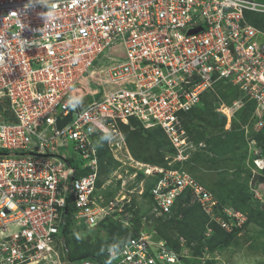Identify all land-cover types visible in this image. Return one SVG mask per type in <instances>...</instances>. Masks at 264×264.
Masks as SVG:
<instances>
[{
    "label": "built area",
    "instance_id": "obj_1",
    "mask_svg": "<svg viewBox=\"0 0 264 264\" xmlns=\"http://www.w3.org/2000/svg\"><path fill=\"white\" fill-rule=\"evenodd\" d=\"M261 16L262 0H0V264H101L66 258L60 231L69 205L89 226L116 214L118 200L100 208L99 148L102 135L121 134L119 144L120 123L160 127L175 151L165 160L184 161L197 151L187 115L223 83L243 93L231 110L255 106L264 126ZM95 75L102 82L92 87ZM170 176L180 177L176 187L154 190L158 216L194 184L170 168L159 185ZM169 249L142 234L110 261L173 263Z\"/></svg>",
    "mask_w": 264,
    "mask_h": 264
},
{
    "label": "rangeland",
    "instance_id": "obj_2",
    "mask_svg": "<svg viewBox=\"0 0 264 264\" xmlns=\"http://www.w3.org/2000/svg\"><path fill=\"white\" fill-rule=\"evenodd\" d=\"M261 17L264 19V16ZM255 19H257V17ZM254 23L259 29H261L259 24L264 26L263 23H257L255 20ZM118 47L123 46L119 44ZM109 55L112 57L120 56L119 49H113ZM121 56H125V53H121ZM109 62L110 60L108 59H102L97 63L99 66H102ZM91 82H94L90 83L93 87L94 84H100L102 80H97V75H95ZM219 88L221 87H218V92L219 90L226 89V87H223V89ZM221 92L223 91H220V93ZM220 93L218 94L220 95ZM242 95L243 93L241 91V96ZM237 96V91L226 97L220 95L221 99H217L214 95H211L208 97V102L213 109L205 110L204 114L198 115L197 113L192 116L191 128L194 129L193 132L196 133L197 137L203 136V139L200 138L199 141H204L206 143L207 148H205V150L207 149V152L202 156L198 155V159L196 160L197 163H195L196 165L190 166L192 169L191 172H193L197 179L201 180L209 190H213L215 194H218L229 208H236L240 205H251L254 201L259 203L257 206H260V202L257 199L264 196V188L251 182V176L253 172L259 173L257 175L264 173V170H259L257 172V169H259V167L262 168V166L255 165L257 159H264V131L263 133L261 132L257 134L258 132L252 128L253 122L251 118L247 120L250 112H241V115L237 112L234 116L231 115L232 117H227L223 112H220V109L224 104L230 106V99ZM132 122L133 120L130 121V126L123 127L122 125L124 124L120 123L119 131L122 133L123 139L118 145H116L115 142L120 139L121 134L117 135L113 140H111L109 136L102 138L108 147L103 148L102 152L104 155L100 161L101 184L99 186V193L106 195V199L113 197L116 194L121 195L124 199L125 196L128 195V197L126 196L127 200H123L122 198V200H120L122 201L121 203L125 205L131 200L130 203L127 204L123 215L120 216L117 213L116 217L114 216L111 218L113 220L115 219L114 221L118 223H123L121 224L123 229H129L130 232L135 233L136 228H138L140 231H147L149 235H154V237L157 238V230L161 228L162 231H164V234L166 232L171 236V234L173 235L172 230L170 231L166 225L162 226V222L158 220L160 217L153 213V209L151 210L148 208L151 201L149 198V190L154 188L152 186L154 179H156V175L154 176L151 173L156 172L153 171L154 169H150V174L140 171V169H143L144 167L146 168L143 164L161 166L160 159H162V156L160 152L158 155V150L162 144H165L163 143L164 137L159 131H146L144 129L142 131L139 128H135V126L132 125ZM136 133L139 134L136 135ZM128 138H137L139 140L138 144L142 147L139 146L140 148L137 147L135 150L136 154L141 157L140 159L134 157L129 148ZM109 140L111 141V145ZM159 143H161V145ZM163 150L170 153L167 149ZM168 153H164L163 156ZM137 160H139V162ZM140 162L143 164L139 166L138 163ZM245 184L247 186L249 185V188L251 187L250 190H248V187L245 186ZM240 187L241 190L239 189ZM123 194L126 195L123 196ZM260 200V211L264 212V198L263 202L262 199ZM123 201H126V203ZM213 204L219 206V199L217 198ZM130 206L132 207V210H130ZM214 208V206L209 208L210 211H208L210 216L206 211V214L209 217H211ZM236 214L237 213H234L233 211L230 213L231 217H229V222H236V220L233 219V215L236 216ZM241 219L245 220L243 216ZM127 220L130 223V226L126 225ZM75 222L82 228V230L87 231L85 232L86 235H84L78 227L75 230V236L82 244L88 242L91 245L95 244V246L97 244L103 245L109 239H114V237H116L114 232H112V234L109 233L110 226L107 225L108 223L106 226H102V223H100L95 229L91 228L87 223H84V221ZM242 225H237V228L241 229ZM98 231L100 234H98ZM231 231L232 228H230V231L228 232ZM164 234L162 236H164ZM204 234L206 235L204 238L202 237V239H200L197 237L199 235H197L192 242L186 241V239H184V241L180 239L181 251H185L186 256L190 257V260L185 259L186 263L264 264L263 220L260 224H251L247 229L239 232L237 239L231 243L232 246L225 248L222 251L217 248L219 246L217 240L211 243L209 242L210 237H213L212 232L209 233L206 231ZM90 235L93 237L92 240L89 241L86 236ZM81 247H83V245H81ZM179 255L180 257H183L182 253ZM195 257H197V260ZM42 264L47 263L45 262ZM49 264L52 263L50 262ZM53 264L57 263L53 262Z\"/></svg>",
    "mask_w": 264,
    "mask_h": 264
},
{
    "label": "trees",
    "instance_id": "obj_3",
    "mask_svg": "<svg viewBox=\"0 0 264 264\" xmlns=\"http://www.w3.org/2000/svg\"><path fill=\"white\" fill-rule=\"evenodd\" d=\"M255 22H257V23L259 22V23L264 24V19H262V17H257V19H255ZM259 27H263V26L261 24H259ZM217 87H221L222 89H223V87H226L225 90H219V92H218V93H220V91H223L220 93V95H223L224 97H226L229 94H234V92L237 91L238 96L233 98V99H230L231 100L229 103L230 106L232 105V101L237 100L241 97V91L238 88H236L230 84L225 85L223 83H220ZM221 88H219V89H221ZM211 95H214V94L206 93V95L202 99V106L198 109L192 110L187 115L186 125H187L189 131H191L189 136L193 139L195 147L199 146V143H200L199 139L202 138L203 136L197 137L196 133L193 132L194 129L191 128V119H192V116L197 114V113H198V115H201V114H204L205 110H208V109L211 110V108L213 109V107H211V104H209V102H208V97H210ZM220 95H218V96L214 95V96L217 99H221ZM253 108H255V106H253ZM253 108L247 107L244 109V111H239V112L237 111L239 113V115H241V112H250L247 120H249L251 118V120L253 122L252 128H254V124L256 123V120H253V113L255 110ZM201 110H204V111H201ZM237 112L233 111L234 115L237 114ZM132 125L135 126V128L141 129L142 131H143V129L146 131H159L162 134V136L164 137L163 143H165V144L164 145L162 144L163 145L162 146L161 143H159L161 146H160L159 150L157 149L158 155L160 152V154L162 156V159H160V165L161 166H157V167H162L165 169L174 168V169H180L182 171H186L189 174H191L203 187H205L208 191H211L207 188V186L201 180L197 179L196 175L193 172H191L192 169L190 167V166L196 165L195 163H197L196 160L198 159V155L202 156L203 154H205L207 152V149L203 151L204 153L202 152V153L196 154V152H192L188 159L184 160L183 162L175 161L173 164H171V166H169V163L174 160V157L169 158L165 161V159H164L165 156H163V155H164V153H168V152H166V150L164 151L163 149L169 150V152L171 154H173L175 151L173 150L172 145L170 144L168 139L163 134L162 130L160 128L145 129L141 123H137L136 121H133ZM123 126H128V125H122V127ZM263 131H264V126L262 127V129H260L259 131H256V132H258L257 134H259L261 132L263 133ZM138 134L139 133H136V135H138ZM104 137H107V136L102 135V138H104ZM204 137H205V135H204ZM138 142H139V140L137 138H128V144H129L130 150L132 151L135 158L137 157L140 159L141 157H139L138 154H136V150H135L137 147L138 148L142 147L141 145L138 144ZM105 147H108V146H107L106 142L102 139L101 144H100V148H99L100 161L104 155L102 151H103V148H105ZM162 152H164V153H162ZM137 161H139V160H137ZM146 161H147V158H146ZM151 161H153V160H151ZM100 165H101V163H100ZM100 169H101V167H100ZM262 169H264V168H262ZM157 175H159L161 177L160 174H157ZM259 176H257V177L264 179V175H261L260 177ZM257 177L254 178V180H252V182H254V184L256 181H258L260 183V180H258ZM155 178L156 179H154L152 187H154V186L156 187V185L159 182V178L157 179L156 176H155ZM100 184L101 183L99 181L98 186H100ZM245 186H247V185L245 184ZM247 187H248V190H250L249 185ZM153 189L149 190V198L151 201H150V206H148V208H150L151 210L154 209L155 205H156V203L154 201V197L152 195ZM239 189L241 190V187ZM211 192L214 194V198L215 199L218 198L220 201L219 206L215 207L214 213L216 215H218L222 220L229 221L228 216L223 212L227 208H228V210L240 212L244 215L245 220H244V223H243L241 229L233 226L232 231L227 232L225 229H223L220 226L219 222L211 219L203 211L201 205L196 201V199H194L192 197L191 192L189 190H187L176 199V202H175V205L172 209L171 214L166 215V216H160V218H158V220L162 222V226L166 225L170 231L172 230L173 235L171 234V236H170L166 232L164 234V231H162V229L160 228L159 230H157L158 237L156 238V240L162 239V238L166 239L168 241V244L171 246V248L177 252V251H181V240H180L181 238L186 239V241L192 242L197 235H199L197 237L200 239H202V237L204 238L206 236L204 233L207 231L209 233L212 232V234H213V237L212 238L210 237L209 242L211 243V242L217 240V244H219V246L217 248H218V250L222 251L225 248H229L232 246L231 243L235 239H237L239 232H242L243 230L247 229L248 226H250L251 224H254V223L260 224L262 220L264 221V212L260 211V206H261V200L260 199H258V201L260 202V206L259 205L257 206V204H259V203L257 201H254V202H252L251 205H249V204L245 205V206L240 205L236 208H232V207L229 208V206L228 207L226 206V203L224 201H222V199L219 197L218 194H215L213 190ZM102 196L105 199V201H108L111 199L113 200L118 195L116 194L113 197H109L110 199L109 198L106 199V195H104V194H102ZM125 200H127V199H125ZM130 201H129V203H130ZM123 202L126 203V201H123ZM129 203H126V205L122 203L124 205L125 210H126L127 204H129ZM219 207H220V209H219ZM69 210H70L69 214L65 217L66 222H65V225L63 226V229L61 232V239H63L65 241L64 244H65L66 258H68L69 260H71L73 262L84 260V259H90L92 261L99 262L101 264H111L110 251L112 249L120 250L123 248V246L126 243H128L131 239L139 236L141 233L148 234L147 231L146 232L140 231L138 228H136L135 233L134 232L132 233L129 231V229H123V227L121 226V224H123V223H121V222L118 223V222L114 221L115 219L113 220L111 218H107V219H104L103 221H101L102 226H106V224L108 223L107 225L110 226L109 233L112 234V232H114L116 237H114V239H109L103 245L97 244L95 246V244L91 245L88 242H84L82 244L77 239V237L75 236V230L78 227L80 229L81 233H84V235H86L85 232H87V231L82 230V228L79 227V225L73 220L72 212L74 211V207L72 205L69 206ZM130 210H132V207ZM180 214L183 215L182 218H179ZM171 218H173L174 220ZM170 219H171V222H170ZM173 226H174V228H173ZM98 234H100L99 231H98ZM126 234H128V235H126ZM163 234H164V236H162ZM86 237L90 241V240H92L93 236L90 235V236H86ZM80 244L83 245V247H81ZM71 248H72V251H71Z\"/></svg>",
    "mask_w": 264,
    "mask_h": 264
},
{
    "label": "bare ground",
    "instance_id": "obj_4",
    "mask_svg": "<svg viewBox=\"0 0 264 264\" xmlns=\"http://www.w3.org/2000/svg\"><path fill=\"white\" fill-rule=\"evenodd\" d=\"M235 101V100H234ZM234 101H232V104H233V102ZM202 106V101H201V103H199L194 109H198V108H200ZM232 106V105H231ZM231 106H227L226 104H224L223 106H222V109L224 108V107H228V109H225V110H223L224 112V114L225 115H227V117H230L231 115L232 116H234V113H233V110H231ZM193 109V110H194ZM219 110V109H218ZM255 111V110H254ZM231 116V117H232ZM253 116H254V113H253ZM256 120V123L254 124V129L256 130V131H259L260 129H262V127H259L258 125H257V121L259 120V118H256L255 119ZM145 129H150V128H146L144 125H142ZM155 128H160V127H155ZM161 129V128H160ZM189 139H190V143H192L193 145H195L194 144V141H193V139L189 136ZM171 144V143H170ZM200 144V143H199ZM118 150H121V149H118ZM192 152H195V151H186L185 152V154L186 155H188L186 158L188 159L189 157H190V155H191V153ZM130 160H131V158H130ZM182 160V159H181ZM181 160H176V159H174L172 162H170L169 163V166H171V164H173L175 161H177V162H183V161H181ZM263 163L264 162H260L259 164H257V165H259V166H262V168H264L263 167ZM139 164V166L140 165H142V164H140V163H138ZM154 172H156V174H160L161 175V178H164L165 176H166V174L167 175H169V173H170V169H165V168H162V167H157L155 170H154ZM184 172H186V171H184ZM187 174H189L188 172H186ZM190 175V178L192 179V181L194 182V184H186L181 190H180V194H179V192H176V193H174L173 194V198H175V200L180 196V195H182L185 191H187V190H189L190 192H191V194H192V197L194 198V199H196V201L201 205V207H202V209H203V211L206 213V211L208 212V215L210 216V213H209V211H210V209H209V206H210V203H208L207 201H205L204 200V195L208 192V190L205 188V187H203L191 174H189ZM179 176H170L169 178H165L163 181L165 182V186L163 187V186H160L159 185V182H160V180H159V182H158V184L156 185V187L152 190V195H153V197H154V190L156 189V188H158L159 190H167V192H169V190L170 189H172V188H174V187H176L177 185H178V183H179ZM189 181V180H188ZM123 196H125V194H123ZM177 196V197H176ZM122 198V196L121 195H118L117 197H115L113 200H108V201H105L104 200V204L103 205H105L106 207H101L100 206V208H102L103 210H107V208L110 206V202H112V201H115V200H118V202H116V206L114 207V209H115V212L116 213H118V214H123L124 213V211H125V208H124V205L121 203L122 201H120V200H122L121 199ZM125 199H127V197L125 196V198L123 199V200H125ZM130 199V198H129ZM102 200H103V196H102ZM109 205V206H108ZM70 206V205H69ZM69 206H68V208L66 209V210H64V214H65V217L69 214ZM155 208H156V205H155ZM121 209H123L121 212H120V210ZM215 209V208H214ZM214 209H213V211H212V214H211V219H213L214 221H217V222H219L220 223V226L223 228V229H225L226 231L228 230V231H230V228H233V226H235V227H237V225H242L243 223H244V220H242L241 218H242V216L244 217V215L242 214V213H240V212H235V211H233L234 213H237L236 214V216L235 215H233L234 217H233V219L234 220H236V222L235 221H233V222H229V221H225V220H222L218 215H216L215 213H214ZM68 210V212L66 213V211ZM209 210V211H208ZM218 211V210H217ZM227 216H228V218L229 217H231V215H230V213H232V211L231 210H228V209H225L224 211H223ZM230 219V218H229ZM73 220H74V218H73ZM66 221V220H65ZM75 221V220H74ZM82 221H84V223H86L87 222V220L86 219H83ZM98 225V224H97ZM97 225H95V226H91V228H94V227H96ZM12 228H14V226H11ZM63 229V228H62ZM227 231V232H228ZM61 232H62V230L60 231V234H61ZM60 234L58 235V236H60ZM142 234H145V233H141L139 236H141ZM145 236H148V234H145ZM60 243H65V241L63 240V239H61V242ZM149 248H151V243H149ZM169 254H170V259L172 260V258L174 257V255L177 253L175 250H173L171 247H170V249H169ZM183 257H180V255H179V253H177L176 254V259H175V261L173 262L174 264H178V263H181V259H182ZM167 263L168 264H172V263H169L168 261H167ZM206 262H204V264H205Z\"/></svg>",
    "mask_w": 264,
    "mask_h": 264
},
{
    "label": "clouds",
    "instance_id": "obj_5",
    "mask_svg": "<svg viewBox=\"0 0 264 264\" xmlns=\"http://www.w3.org/2000/svg\"><path fill=\"white\" fill-rule=\"evenodd\" d=\"M50 15V14H49ZM129 126V125H128ZM187 129V131H188V135L191 133V131H189V129H188V127L186 128ZM163 132V134L165 135V133H164V131H162ZM165 137L167 138V136L165 135ZM168 139V138H167ZM169 141V140H168ZM170 142V141H169ZM201 143H203L204 144V146H197V151H195L196 152V154H198V153H202L204 150H205V148L207 147V145H206V143L204 142V141H202V142H200V144ZM199 144V145H200ZM173 148V147H172ZM174 150V149H173ZM164 159H165V157H164ZM166 161V160H165ZM139 162V161H138ZM260 162H264V159H257L256 161H255V165L257 166V164H259ZM141 163V162H140ZM141 164H143V163H141ZM264 164V163H263ZM148 165H150V164H148ZM152 166H154V165H152ZM259 170H264V169H262V168H260L259 167V169H257V172L259 171ZM140 171H143L144 173H145V168H143V169H140ZM253 172V171H252ZM257 174H259V173H255V172H253V174H252V180H254V178H256L257 176H259V175H257ZM261 175H264V173L263 174H260V176ZM156 177H157V179L160 177L159 175H156ZM159 180H160V178H159ZM100 181V180H99ZM252 182V181H251ZM99 183V182H98ZM254 183V182H253ZM255 184H257L258 186H260V187H263L264 188V186H262V184L261 183H259L258 181H256L255 182ZM154 188H155V186H154ZM251 188V187H250ZM207 195H208V199H210V201L208 200L207 202L208 203H210V206H209V208H211V207H216L215 206V204H213L214 202H215V198L213 197V194H212V192L211 191H208L207 192ZM207 197V196H206ZM264 198V196L262 197V198H260V199H263ZM257 199V198H256ZM204 200H205V197H204ZM258 200V199H257ZM176 202V201H175ZM174 205H175V203H174ZM174 205H173V207H174ZM173 207H172V209H173ZM153 213L156 215V216H158L155 212H154V209H153ZM171 214V213H170ZM116 215H117V213L116 214H114V216L116 217ZM120 216H122L123 214H119ZM166 215H169V214H166ZM166 215H161V216H166ZM160 217V216H159ZM183 217V215H181L180 214V216H179V218H182ZM107 218H113V216L112 217H107ZM106 218V219H107ZM101 223V222H100ZM154 233H155V231H154ZM153 233V234H154ZM155 235H156V233H155ZM148 236H150V238H151V240L153 241V242H156V243H159V242H161V241H164V242H166V245L170 248L171 246L168 244V241L166 240V239H157L156 240V238L154 237V235H149L148 234ZM181 240L182 241H184V238H181ZM113 250V249H112ZM111 250V251H112ZM110 251V252H111ZM177 253H182L183 254V258H182V260H181V263H178V264H188V263H186V261H185V259H187V260H190L189 258L190 257H188V256H186V254H185V251H177ZM176 253V254H177ZM193 258V257H192ZM196 258V260H197V257H195ZM165 264H168V263H165ZM172 264H174V263H172Z\"/></svg>",
    "mask_w": 264,
    "mask_h": 264
},
{
    "label": "water",
    "instance_id": "obj_6",
    "mask_svg": "<svg viewBox=\"0 0 264 264\" xmlns=\"http://www.w3.org/2000/svg\"><path fill=\"white\" fill-rule=\"evenodd\" d=\"M263 2H264V0H262ZM71 120V116L69 117V118H67L66 120H62V121H60L59 122V127H64L65 125H66V123L68 122V121H70ZM68 212V210L66 211V213Z\"/></svg>",
    "mask_w": 264,
    "mask_h": 264
},
{
    "label": "crops",
    "instance_id": "obj_7",
    "mask_svg": "<svg viewBox=\"0 0 264 264\" xmlns=\"http://www.w3.org/2000/svg\"><path fill=\"white\" fill-rule=\"evenodd\" d=\"M260 177V176H259ZM257 179L258 180H260V183L262 184V186H264V179H262V178H258L257 177ZM252 181V180H251ZM251 183V182H250ZM126 195V194H125ZM126 196H128V195H126ZM262 201H263V199H262ZM218 264H221V263H218Z\"/></svg>",
    "mask_w": 264,
    "mask_h": 264
}]
</instances>
